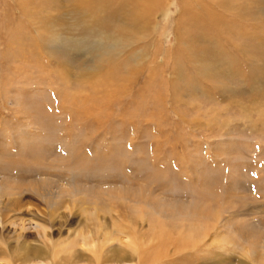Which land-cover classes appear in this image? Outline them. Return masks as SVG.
<instances>
[{
    "label": "rangeland",
    "instance_id": "obj_1",
    "mask_svg": "<svg viewBox=\"0 0 264 264\" xmlns=\"http://www.w3.org/2000/svg\"><path fill=\"white\" fill-rule=\"evenodd\" d=\"M0 178L1 264H94L92 210L108 264H260L230 241L264 233V0H0Z\"/></svg>",
    "mask_w": 264,
    "mask_h": 264
},
{
    "label": "bare ground",
    "instance_id": "obj_2",
    "mask_svg": "<svg viewBox=\"0 0 264 264\" xmlns=\"http://www.w3.org/2000/svg\"><path fill=\"white\" fill-rule=\"evenodd\" d=\"M171 11L168 9L167 10V13L166 14H169ZM169 16V15H168ZM77 105V103L75 104ZM80 106V105H78ZM3 139V138H2ZM5 141V140H4ZM222 141V140H221ZM3 149V148H2ZM1 182H0V197L1 198H4L5 199L7 198L8 202L6 203V206L5 207H8L9 208V211L8 212H16L17 210H23L24 208V203L22 204V201L21 199L19 198L20 196H18L19 192H18V188H15L13 187V183L14 181H10L8 178H0ZM102 184V183H101ZM103 184H106L105 182ZM91 185V184H90ZM107 185V184H106ZM19 186V185H16V187ZM104 186V185H103ZM112 186V185H111ZM26 187V186H25ZM113 187V186H112ZM16 190H15V189ZM20 188V187H19ZM23 188V187H22ZM98 188H100L98 186ZM34 189V192L40 197L42 198L45 203L53 209V212L55 214H53V217L56 218L58 216V209H59V205L63 202V198L66 199L65 197L66 196H69V194H65V188L63 189V187H52L51 185L47 184L46 183V186H43L42 183L41 184H38V185H35L33 187ZM91 189V188H90ZM31 190V189H30ZM93 190H91V192L93 193ZM68 191V190H67ZM90 191V190H89ZM101 191V189H99V192ZM70 192V191H69ZM103 192V191H102ZM72 193V192H71ZM90 193V192H88ZM119 193H122V191H120ZM98 194V192H97ZM73 195V194H72ZM124 195V193L122 194V196ZM71 196V195H70ZM75 196V195H74ZM102 198V196L104 195H100ZM95 197V196H94ZM125 197V196H123ZM130 197V195H129ZM134 197L136 198L135 194H134ZM74 198V197H73ZM6 200V201H7ZM72 200V199H71ZM139 201V200H138ZM77 202V200H76ZM4 203V202H3ZM72 203V202H71ZM153 204V209L155 211H157L158 213H160L161 215H164L166 217H174L177 215V213H180V212H184V210H187V208H185L186 206H181L180 208H178V206H175L173 205L174 207L172 208L175 212L171 211L168 207L170 206V203L167 204L166 200H161V201H154ZM72 205V204H71ZM27 206V205H26ZM45 207V205H44ZM7 208V209H8ZM29 208V207H28ZM31 208V207H30ZM70 208V206H69ZM90 208V207H89ZM88 208V210H89ZM197 208V207H196ZM94 209V208H93ZM92 210V209H91ZM95 210H92V211H87L85 213L86 217L91 221L93 222L94 226L92 227V230H90L87 234V236L85 238H82V244L84 245L85 249L89 250L90 252H92V256H93V260H94V264H108V253L111 251L110 249V246H107V244L110 242V240L112 239V236L111 237H108L106 236V233H104V231H107V227L105 229L102 228L103 225H100V224H96L95 223V215H94V212ZM180 211V212H179ZM30 212V211H29ZM66 212V211H65ZM84 212V211H83ZM113 212V211H112ZM187 212H190V211H187ZM27 213V212H26ZM95 213H98V212H95ZM186 213V211H185ZM10 214V213H9ZM39 214V213H37ZM184 214V213H183ZM21 217H7L6 218V215H5V224L10 222L11 225L15 226V230L17 228V225L18 221H21L20 222V226L22 227V229H26L28 224H31L32 225H35L37 226V234L40 235V233L43 232L44 236H46V230H45V227L44 226V223L42 222V217L44 216V214L41 212L40 215L38 216H42V217H37V216H32V220H29V222L31 223H27L26 219H24L22 217V215H20ZM45 217V216H44ZM114 217V216H113ZM115 217H118V216H115ZM180 217V216H179ZM30 218V217H29ZM174 219V218H173ZM114 221V220H113ZM116 222V221H114ZM121 222V221H120ZM119 222V223H120ZM16 225H14V224ZM109 223V222H108ZM117 224V223H116ZM122 224V222H121ZM233 224V223H232ZM106 225V224H105ZM9 226V225H8ZM116 225H114L115 227ZM119 226V225H118ZM239 225H236V229L245 237V239H249L248 240V246L247 248L245 247V244L243 245V243H241L240 241H237V240H234L232 239L230 242H232L234 245H238V246H241L243 248H245L246 250H249V255L250 256H253V257H257V258H260V264H264V233H258L257 231L253 230V229H249L248 227L246 226H239ZM123 228V227H122ZM117 229V228H116ZM184 229V228H182ZM124 230V229H123ZM80 233L83 232V228L79 230ZM260 231V230H258ZM117 234L120 235V236H117V237H122L124 236V232L119 228L117 230ZM102 235V236H101ZM100 239L98 240L101 241L102 243V246H103V249H102V252L104 253V257L101 255L102 253L98 252V249L94 247V243H98L97 242V239L95 237H97ZM103 237V238H102ZM127 237V236H126ZM95 238V239H94ZM132 241V240H131ZM23 244V243H22ZM62 244V243H60ZM24 245V244H23ZM101 245V244H100ZM45 246L48 247L47 244H45ZM21 246H16V245H13L11 246L10 248V252H16L17 249H20ZM23 249L25 250V254L24 255H18L20 258L21 257H24L26 259H33L34 258V255H37L38 252H31L29 251L27 253V248H30V246H22ZM47 247H44L43 250L44 252H42V254H46L47 253ZM97 247V246H96ZM101 247V246H99ZM100 251V250H99ZM118 251V250H117ZM122 252V251H121ZM33 253V254H32ZM247 253V251H246ZM7 254V252H6ZM31 254V255H29ZM108 254V255H106ZM248 254V253H247ZM56 255V254H55ZM54 255L53 258H56V256ZM33 256V257H31ZM4 257H7V255H5ZM4 259V258H3ZM89 259V258H88ZM91 259V260H90ZM89 261L91 262H88L90 264H92V258H90ZM253 259V258H252ZM99 260V261H98ZM7 261V260H5ZM131 263V262H130ZM0 264H1V261H0ZM21 264H25V262L21 263ZM54 264H58V262L54 261Z\"/></svg>",
    "mask_w": 264,
    "mask_h": 264
}]
</instances>
